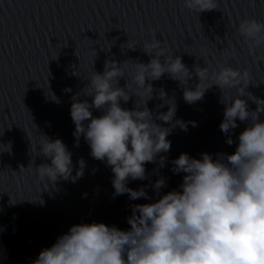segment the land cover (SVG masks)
Wrapping results in <instances>:
<instances>
[{
  "label": "water",
  "instance_id": "1",
  "mask_svg": "<svg viewBox=\"0 0 264 264\" xmlns=\"http://www.w3.org/2000/svg\"><path fill=\"white\" fill-rule=\"evenodd\" d=\"M244 18L264 21V0H219L218 9L200 13L186 8L183 0H0V143L11 142L10 152L0 146V264H31L42 247L75 223L98 221L127 229L131 205L152 202L113 195L110 168L90 156L83 135L78 139L74 135L71 97L88 84L91 72L104 70L106 60L147 63L150 56L143 45L155 35L193 73L189 87L198 83L195 67L205 64L211 76L228 64L246 70L250 98L264 100V46H250L238 33ZM151 83L154 92L148 108L154 113L167 110L156 107L161 103L157 93L163 89L175 99L176 118L188 125L187 130L173 128L167 137L170 149L162 155L168 161L182 152L199 158L203 152L215 156L235 150L236 137L248 122L237 121L231 133L234 143L228 145L219 128L224 104L218 86L212 85L201 100L189 104L179 81L167 73ZM201 83L208 87L212 81ZM124 84L121 78L119 86ZM66 87L71 92L63 91ZM226 92L235 95V89ZM78 99L91 103V97L82 94ZM136 99L130 96L121 106L131 109ZM244 99L256 109L254 100ZM92 113L98 116L101 110L93 108ZM40 135L65 143L72 153L73 177L83 158V176L54 185L41 181L34 168L49 161L30 151V143H38ZM170 169V163L163 168L146 163L152 181L160 175L166 178L161 194L182 181L183 173ZM148 183L130 180L128 186L135 189ZM146 191L152 196L151 187Z\"/></svg>",
  "mask_w": 264,
  "mask_h": 264
},
{
  "label": "clouds",
  "instance_id": "2",
  "mask_svg": "<svg viewBox=\"0 0 264 264\" xmlns=\"http://www.w3.org/2000/svg\"><path fill=\"white\" fill-rule=\"evenodd\" d=\"M218 2L183 0L186 8L199 13L218 9ZM237 31L250 46H264V21L244 18ZM143 51L150 56L147 63L131 58L106 60L102 72H91L88 84L71 97L70 116L74 135L77 139L83 135L90 156L110 168L113 195L127 194L129 200L152 202L131 205L127 229L98 221L70 225L50 246L42 247L31 264H264V119L260 118L264 100L250 98L246 70L224 64L209 76L204 64L194 68L198 83L189 87L193 73L155 35L144 43ZM165 73L179 81L183 99L189 104L201 100L212 85L221 89L224 111L219 128L228 145L234 143L231 133L238 127L237 121L248 122L236 137L233 152L215 156L203 152L199 158L182 152L170 161L162 155L170 149L167 137L172 129L179 126L187 130L188 126L176 118L175 99L163 89L157 93L161 103L156 107L167 106V110L154 113L147 106L153 99L151 81ZM121 78L124 86H119ZM208 79L210 86H202ZM229 89H235V95L228 94ZM63 91L71 92V88ZM81 94L91 97V103L78 99ZM130 96L137 98L134 107H122L121 102ZM245 96L254 100L255 110L249 108ZM48 97L59 103L53 93L48 92ZM93 108L101 114L94 116ZM40 136L38 143H30V151L49 161L34 168L41 181L54 185L83 176V158L77 161L73 177L72 153L65 143L60 138ZM0 146L11 151V142ZM146 163L159 168L170 163L173 174L183 173L178 188L161 194L166 178L160 175L152 181ZM130 180L149 183L133 189L128 186ZM148 187L152 196L146 191ZM153 196L158 198L153 200Z\"/></svg>",
  "mask_w": 264,
  "mask_h": 264
}]
</instances>
